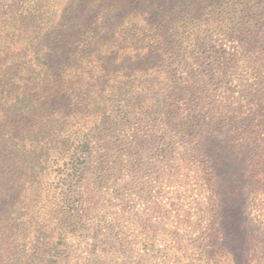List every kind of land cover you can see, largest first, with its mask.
I'll list each match as a JSON object with an SVG mask.
<instances>
[{
    "label": "trees",
    "instance_id": "16d2710c",
    "mask_svg": "<svg viewBox=\"0 0 264 264\" xmlns=\"http://www.w3.org/2000/svg\"><path fill=\"white\" fill-rule=\"evenodd\" d=\"M239 71L264 111V0H0V264H57L88 177L116 174L122 117L170 118L192 141L209 123L170 103Z\"/></svg>",
    "mask_w": 264,
    "mask_h": 264
},
{
    "label": "rangeland",
    "instance_id": "374dc122",
    "mask_svg": "<svg viewBox=\"0 0 264 264\" xmlns=\"http://www.w3.org/2000/svg\"><path fill=\"white\" fill-rule=\"evenodd\" d=\"M245 76L170 103L183 121L195 106L209 123L192 141L170 118L122 117L116 174L100 185L88 177L83 227L57 264H264V111L246 97Z\"/></svg>",
    "mask_w": 264,
    "mask_h": 264
}]
</instances>
